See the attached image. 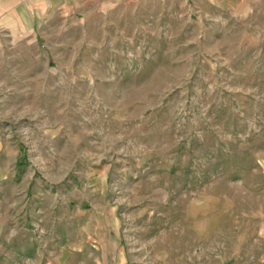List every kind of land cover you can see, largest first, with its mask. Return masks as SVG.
<instances>
[{
	"label": "rangeland",
	"instance_id": "374dc122",
	"mask_svg": "<svg viewBox=\"0 0 264 264\" xmlns=\"http://www.w3.org/2000/svg\"><path fill=\"white\" fill-rule=\"evenodd\" d=\"M0 264H264V0H0Z\"/></svg>",
	"mask_w": 264,
	"mask_h": 264
}]
</instances>
